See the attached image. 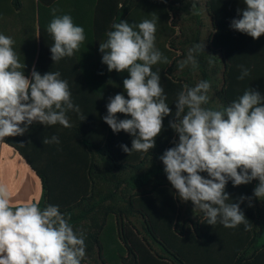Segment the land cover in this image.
Here are the masks:
<instances>
[{
	"label": "trees",
	"instance_id": "trees-1",
	"mask_svg": "<svg viewBox=\"0 0 264 264\" xmlns=\"http://www.w3.org/2000/svg\"><path fill=\"white\" fill-rule=\"evenodd\" d=\"M53 7L58 15L70 14L86 34L80 50L57 63L51 59L54 41L47 31ZM243 7V0H0V33L15 40L14 49L27 65L25 74L33 66L41 74L59 71L86 116L81 121L69 112L70 128L33 124L22 136L0 140L38 177L42 195L35 202L41 208L58 205L84 231L82 264H264V201L241 204L249 220L246 230L244 225H208L190 201L176 197L159 159L177 138L168 127L171 117L165 118L154 149L129 155L121 145L131 148L132 137L113 133L102 119L110 97L126 96L128 73L109 72L99 52L105 33L121 19L132 24L156 19V46L169 63L152 70L159 72L173 111L184 85L200 80L211 83L212 108L230 104L248 87L264 95V35L254 40L230 28ZM201 9L209 18L208 36L201 32L206 28ZM203 42L209 57L202 53L197 69L180 70L188 49ZM239 65L251 69L243 81ZM52 135L60 143L45 145L44 138ZM257 183L233 187L229 181L226 191L235 202L241 195L252 196Z\"/></svg>",
	"mask_w": 264,
	"mask_h": 264
},
{
	"label": "clouds",
	"instance_id": "clouds-1",
	"mask_svg": "<svg viewBox=\"0 0 264 264\" xmlns=\"http://www.w3.org/2000/svg\"><path fill=\"white\" fill-rule=\"evenodd\" d=\"M243 5L230 28L259 39L264 35V0H243ZM59 11L51 9L53 18L47 26L54 41L50 46L54 63L72 57L86 40L84 28L70 14L58 15ZM110 28L99 43L101 62L109 72H127L128 77L123 80L126 96L110 97L102 119L113 133L123 131L132 137L131 148L122 144V150L128 155L150 152L164 130L165 118L171 117L168 127L177 138L159 159L176 197L190 201L208 225H244L248 230L241 204L247 201L251 207L253 198L264 201V95L248 87L230 104L212 108L208 107L211 83L200 80L191 87L184 85L173 111L159 72L152 70L159 63H169L156 46V19L138 24L121 19ZM14 45L11 36L0 33V140L22 136L33 124L70 128L69 112L84 121L86 116L74 104L61 73L41 74L33 66L26 75L27 65ZM204 49V42L193 44L178 68L197 69ZM238 67L239 80L250 76V68ZM117 114L125 118L118 119ZM43 143L59 144L60 140L52 135ZM229 181L233 187L258 183L252 196L241 195L234 202L226 191ZM70 221L71 215L62 213L58 205L14 204L7 186L0 184V264H82L86 237Z\"/></svg>",
	"mask_w": 264,
	"mask_h": 264
},
{
	"label": "crops",
	"instance_id": "crops-1",
	"mask_svg": "<svg viewBox=\"0 0 264 264\" xmlns=\"http://www.w3.org/2000/svg\"><path fill=\"white\" fill-rule=\"evenodd\" d=\"M201 18L206 24V28H202L201 32H203L204 36H208L211 33L208 27L209 18L202 9ZM208 54L210 53L206 51L204 53L205 57H209ZM0 184L7 186L14 204L35 202L42 195L41 183L26 161L14 150L1 144Z\"/></svg>",
	"mask_w": 264,
	"mask_h": 264
},
{
	"label": "rangeland",
	"instance_id": "rangeland-1",
	"mask_svg": "<svg viewBox=\"0 0 264 264\" xmlns=\"http://www.w3.org/2000/svg\"><path fill=\"white\" fill-rule=\"evenodd\" d=\"M209 25V24H208ZM11 163V162H10ZM13 168V167H12Z\"/></svg>",
	"mask_w": 264,
	"mask_h": 264
}]
</instances>
